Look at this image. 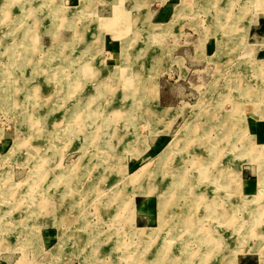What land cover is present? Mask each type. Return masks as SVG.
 Instances as JSON below:
<instances>
[{"label": "rangeland", "instance_id": "rangeland-1", "mask_svg": "<svg viewBox=\"0 0 264 264\" xmlns=\"http://www.w3.org/2000/svg\"><path fill=\"white\" fill-rule=\"evenodd\" d=\"M154 1L166 0H0V5H11L0 11V16L8 12V19L23 11L14 12L16 4L52 3L64 13L55 34L65 32L53 51L47 49L51 35L44 49H37L44 70L31 81L38 85L35 95L27 94V87L11 95L5 86L21 84L22 71L10 64L8 52L27 49L17 39L21 26L9 32L10 24L0 21V128L9 136L8 147L0 153V264H127L120 254L129 248L144 264H197L207 247L184 233L181 222L187 210L188 220L202 228L214 226L221 235L224 246L209 249L207 259L238 264L253 257L262 264L264 237L246 234L239 242L244 229L235 233L226 225L253 220L264 224V142L249 128H232L264 124V37L249 33L255 12L264 11V0H170L169 10L176 4V25L166 34H154L170 25L150 22L151 11L159 7ZM97 10L111 12L100 17ZM151 25L159 29L150 31ZM42 27L37 26L35 44L42 45ZM74 29L88 39L80 41ZM196 29L215 34V47L210 39L204 52L195 48ZM222 29L225 34L219 33ZM260 31L264 36V27ZM63 41L72 55H64ZM120 42L121 54L133 49L129 53L140 59L127 73L108 66L114 56L107 58V51L117 52ZM171 44L177 47L170 55L184 59V78L177 77L176 65L171 72L163 66L169 56L163 53ZM150 50L156 52L151 65ZM51 53L50 63L44 59ZM67 75L76 82L67 85ZM138 75L141 87L134 91ZM120 76H125L124 84ZM153 82L161 90L177 87L171 105L182 106L183 114L171 133L145 150L148 114L158 106L147 102L154 95ZM180 99L185 103H178ZM114 105L121 110L118 117L106 111ZM240 168L250 177L251 190L244 188ZM168 189L175 193L165 197ZM195 196L202 199L193 203ZM43 203L54 205L55 211L43 216ZM205 204L213 205L212 210H203ZM143 211L144 218L136 221ZM46 226L58 231L44 248L40 229Z\"/></svg>", "mask_w": 264, "mask_h": 264}, {"label": "bare ground", "instance_id": "bare-ground-1", "mask_svg": "<svg viewBox=\"0 0 264 264\" xmlns=\"http://www.w3.org/2000/svg\"><path fill=\"white\" fill-rule=\"evenodd\" d=\"M28 1L29 0H27V2ZM10 6L11 5H9V4H6V5L5 4H2V5H0V11H2V9L4 7L9 8ZM14 6H15L14 12L18 11V10H16V8L19 9V11L23 9V11H21V13L16 14V15L13 14V16L10 19H8V15H10L8 12H4V13L2 12V14L0 16V21H2L4 23L10 24V27L8 29L9 32H14L18 27L21 26L20 27L21 35L17 39L20 40V42H21L20 44H22L24 46V47L22 46L23 47L22 49H24V50L27 49V52H25V53H22V52H20V53H14V49L11 50L10 52H8V56L10 57L9 58L10 64L11 65H15L16 67H18L22 71V72L19 73L20 80L17 79V80H19V82L21 84L18 85V84H15V83H12V84L11 83H8L7 86H5V85L4 86L7 88V90L9 91V94H11V95H13L14 93L16 94L20 87H27V90H28L27 91V94H34V93H36V90L35 89H36V87L38 85L37 84H32L31 81L33 79H36L37 77H39L43 73V70H44V65L42 66L43 67L42 68L41 67V64H39V61H40L39 60V56H38L39 52L37 51V49L39 51H41L42 49H44L45 46L44 45L35 44V42H34V40L36 39V34L35 33L37 32V26H43L42 27L43 34H45V35H53L55 33V25H57V23H61V21H64V19H63L64 18V13L63 12L61 13V12L57 11V9L54 8V5L52 3H49V2L42 3L41 5L39 4L36 7H33V5H31L29 3L16 4ZM42 8H44V9H42ZM115 9H116V7H115ZM115 11H113V12L115 13ZM180 11H182V10H180ZM67 14H70V13H67ZM125 14H126V12H125ZM130 17H131V15H130ZM45 19L48 20V25H46V26H44V24H43ZM105 20H107V19H105ZM16 22H19V23H16ZM20 23H22V24H20ZM157 27H159V26L151 25V27L149 28V30L151 31V30H157V29H159ZM39 28H41V27H39ZM15 33H17V32H15ZM81 33L82 32L79 31V30H77V29H74L73 30L74 36H79L80 37V41L83 40L85 42L86 39H88V38H87V36H84L83 33L82 34ZM63 42L66 45V46H64L65 47L64 48V51H63L64 52V55L65 54H67V55L69 54L70 55L71 52L70 51L68 52V48H69L68 47L69 46L68 41H63ZM59 43H61V42L55 40V41H53V43L49 47L47 46L48 47L47 49L49 50V52L53 51L55 44H59ZM58 51H59V49H58ZM58 54L61 55L60 52ZM65 59H66V57H65ZM44 60L45 61L48 60L50 63L53 62V54L51 53L49 55L48 59L45 58ZM84 65L85 64H83V66ZM114 69L115 70H118L117 66ZM50 77H52V76H50ZM71 77H72L71 75L64 76V82H66L67 85H69V86H70V84L72 82L75 83L76 82V79H77L75 77H73V79H72ZM15 80H16V78H15ZM127 80L129 82V79L128 78H127ZM13 81H14V79L12 80V82ZM127 86L130 87V88H133V86H132V84L130 82L128 83ZM2 87H3V85H2ZM10 88H12V89H10ZM2 91H4V90H2ZM83 93H86L87 94L86 91H84ZM17 101L18 100H14V98H13V101L12 102H15V104H16ZM106 111L109 112V113H111L114 117H118L120 115V111L121 110L118 109L114 105V106H111V107L107 108ZM46 116H43L42 119H46L45 118ZM238 127L242 128L244 130L245 129H248L247 123L246 124L243 123L240 126H237V124L232 126V128H234V129H236ZM250 143L252 145H254L252 141ZM174 144H177V142L174 143ZM172 148H173V151H174L175 146L172 147ZM252 148H253V146H252ZM248 149H251V147H248ZM216 151H218V149ZM166 159H167V157H166ZM172 173L174 174L175 177L176 176L178 177V175H180V172L178 173L176 171L175 172L173 171V172H171V174ZM146 176H144V177H146ZM148 176H150V175L148 174ZM229 179H230V176L227 179H223L222 182L224 183V182H226ZM214 181H215L214 179H211L210 182H214ZM263 184H264V180H263ZM181 189H182V187H181ZM183 189H184V187H183ZM174 193H173L172 190H169L168 189V190H166L162 194L165 195V197H166L169 194L173 195ZM192 199H193V203H194L195 201H197V199H202V197L201 196L200 197H196L195 196ZM212 208H213V205L205 204L203 210H205V209L207 210L208 209L209 211H211ZM184 216L185 217H182L181 226H182V224H185V226L183 225L182 227L184 228L183 229L184 230V233L188 236V238H192V239H198L199 238L200 240H202L204 242L203 245H205L207 247L206 252L209 251V249H213V248H215L216 251H217V249H219L222 246L223 243L221 242V239H222L221 238V235L219 234V231L218 230H215V227L214 226L213 227H210V228H202V227L199 226V224H197V223L195 224L191 220H188L189 210H187L185 212ZM224 216H226V219H228V220L231 221V214L230 213H226V215H224ZM183 218H185V220H183ZM247 223H248L247 225H239V226H237V224H235V222L229 223V221H228L226 226L229 227V228H227L228 231H231V230H234L235 229V233L240 231V229H238V228H241L242 227L244 229L243 230V234L241 236H239V238H238V241L239 242L242 241V238L246 234H253V235H255V237L257 239H260L261 237H264V224H260V223L254 221V220L253 221H250V222H247ZM146 237L147 238L144 240L145 242L148 241L150 237H152L151 236V233L150 234H146ZM259 242H260V240H259ZM239 244L240 243L236 244V246H239ZM260 244H258L259 247H260ZM223 246H224V244H223ZM234 246L235 245H233L232 247H234ZM261 246H262V248H264V244L261 245ZM126 249H123V250H126ZM135 252H136V250L134 248H129V249H127V251H123L122 254H120V255L126 258V260L128 261L127 264H144L145 263L144 259L143 258H140V256H138V255H140V254H138V252H136V253ZM162 252H163V256L164 257H165V255L167 256V253H166L167 252V247L164 248L162 250ZM202 252H203V255L204 256L201 255V253H200V259L196 261L197 264L198 263H201V264L202 263L203 264H215L214 263V260H212V259L209 260V259H207L205 257V255L207 254L206 252H204V251H202ZM195 253H197V252H195ZM208 254H209V252H208ZM174 261L175 260H171V261L168 260L167 262H169L170 264H174ZM151 263H153V261ZM111 264H116V261L115 260L114 261L112 260L111 261ZM262 264H264V258L262 260Z\"/></svg>", "mask_w": 264, "mask_h": 264}, {"label": "crops", "instance_id": "crops-1", "mask_svg": "<svg viewBox=\"0 0 264 264\" xmlns=\"http://www.w3.org/2000/svg\"><path fill=\"white\" fill-rule=\"evenodd\" d=\"M168 1H170V0H166L164 3H159L157 1H154L152 3V4L157 3L159 5V7L156 9H153L151 11L150 22H152L154 24H167V23L170 24L169 29H165L164 31H161V32H156L154 34H157V33L166 34V33H169L170 31H173V29H174V27L172 25L175 24L174 22L176 19L172 18V15H173V10H174V7L176 4L174 5L172 10H169L168 9ZM177 2H178V0H177ZM102 5L103 6H110V5H105V4H102ZM110 8H111V6H110ZM110 12H111V10L107 14L106 10L104 12H100L97 10V15H99L100 17H104V16H108L110 14ZM169 13L171 16L168 19ZM263 13H264V11L255 12V14H263ZM255 14L252 17V22H251L250 27H249V33H251L253 31L252 35L257 34V37L262 39L264 36L262 35L263 33L260 30H261V28L264 27V16H260V17L257 16L254 18ZM253 24L258 25V26L260 25V26L258 28L252 27ZM173 32H170V33H173ZM192 32L197 35L196 40L198 41L197 43H193V46L195 48L199 47L201 51L203 50V52L206 50L207 42L210 39H213V41H214L213 46L214 47H215V44H217V38H216L215 34H211L210 31H208V29H207V31H204V32L203 31H201V32L197 31V29L192 31ZM219 33L225 34L226 31L224 29H222V31H220ZM203 34L207 35L204 41H202V38H201V36ZM64 35H65V32H62L60 34L54 33L53 35H51V36H53L52 37L53 39L49 35H45L44 37L41 38V43H42V45L45 46V44H44L45 40L50 41V39H51V44H52L53 41H55V40L58 41V39H63ZM49 37H50V39H49ZM114 39L120 41L117 38H114ZM103 42H104V40H103ZM202 42H203V44H202ZM103 45H105V44H103ZM175 47H177V44H171V45H169L167 51H164V53L160 50L163 53V56H167V54L169 55V56H167V58H165L163 60V66L167 69L166 70L167 72H171L172 66L176 65L177 66V69H176L177 77L178 78H184L186 76V73H187V67L184 65V59L182 58L181 55L175 56V57H172L170 55V54H172V51L175 49ZM130 50H133V49H127L123 54H121V42H120L119 49L117 52L112 54L109 51H107V53H108L107 58H109L111 55L114 56L113 59L111 58L110 62H108V66H110L111 68H114L116 66H120V67H122L121 70L123 72H126V73L131 71L132 68H135V67L137 68V65H139L140 59L138 58L137 55H135L136 53L134 51H131V53H129ZM118 54H120V56ZM155 54H156V52H153L150 50V54L147 57V58H149L148 59L149 65L156 63V60L154 59ZM159 56H161V54H159ZM120 80L122 81V84H124V77L120 76L119 81ZM140 80L141 79H140L139 75L137 77H135V80H134L135 85H133L134 91L136 89H140V87H141V81ZM147 87H149V83H148ZM164 87L166 88L165 83H164ZM151 88L153 89L154 95L152 98L148 99L147 102L153 103L154 105L158 104V106H154L152 109H150V112L148 114L149 116L147 119L149 120L150 123L148 124V129H147L146 134H143V136H142V137L145 136L147 139L148 145H147V148L145 150L151 148V146H156L158 144V142H160L163 139L164 136L171 133L172 129L177 124V122L179 121V119L182 117V114H183L182 113V106L171 105L177 99V94H176V90H175V89H177V87L175 85H172L171 87H169L167 89L161 90V89H159V86L155 85L153 82V84L151 85ZM179 88H182V86H180ZM183 94H182V96H183ZM177 101H179L178 103H180V104L185 103L181 99L177 100ZM161 103L163 104L162 106L160 105ZM164 108H172L173 111H169V113L168 112L164 113V111H162V110H164ZM171 112L173 113V115ZM248 128H249V132L251 134H253L257 138L258 141H260L261 143L264 142V124L263 123L251 122L250 124H248ZM139 137H140V135H139ZM148 137L150 138V140L148 139ZM8 143H9V136L7 135L5 129L2 127V128H0V153L4 152V150L8 147ZM145 150H143V151H145ZM130 157H133V156H130ZM240 170H241V178L243 180L242 182H244V186H245L244 188L246 190H251L252 187H250L251 186L250 185V182H251L250 177H247L246 175H244L245 171H243L242 168H240ZM139 197H140V195L137 196V198H139ZM141 203H143V202H141ZM53 206L54 205H52L50 203H48V204L43 203V205H42L43 216H48L50 213H53L55 211V209L53 210ZM145 210H146V208H145ZM144 212L145 211H143L142 213H137L136 221H138V220L141 221L144 218L143 216L146 215V214H144ZM57 231H58L57 228L53 227V226H46V227H42L40 229L42 245L44 248L50 243V241L53 240V237L56 235ZM238 264H256V260L253 257H243L242 259L239 260Z\"/></svg>", "mask_w": 264, "mask_h": 264}]
</instances>
